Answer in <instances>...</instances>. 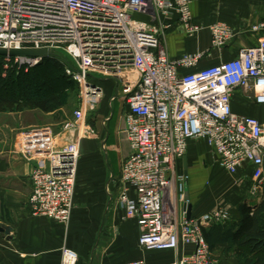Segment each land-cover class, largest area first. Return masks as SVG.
Masks as SVG:
<instances>
[{"label":"built area","instance_id":"obj_1","mask_svg":"<svg viewBox=\"0 0 264 264\" xmlns=\"http://www.w3.org/2000/svg\"><path fill=\"white\" fill-rule=\"evenodd\" d=\"M190 7L191 0H0V49H48L63 58L65 74L79 87L78 107L61 129L70 139L37 154L30 173L33 216L68 226L80 144L93 134L87 110L103 97L95 80L108 79L125 106L121 132L129 148L116 204L135 222L139 247L172 252L171 264H216L202 228L229 222L230 213L219 207L187 219V176L179 164L189 143L203 140L226 174L250 167L252 195L264 189V122L232 108L236 92L264 105V21L250 27L254 45L200 67L207 51L171 58L164 44L173 19L188 36L204 29L192 22ZM207 29L216 50L235 37L224 22ZM4 60L27 69L42 59ZM67 259L74 264L75 254L63 250V264Z\"/></svg>","mask_w":264,"mask_h":264},{"label":"crops","instance_id":"obj_2","mask_svg":"<svg viewBox=\"0 0 264 264\" xmlns=\"http://www.w3.org/2000/svg\"><path fill=\"white\" fill-rule=\"evenodd\" d=\"M190 9L192 22L201 25L204 29L196 35L188 36L176 19H173L171 29L165 33L164 44L171 58L207 51V55L200 62V67L233 59L241 49L254 45L258 38L250 31V27L264 21V0H191ZM216 22L226 23L235 32L234 39L222 50L210 48L207 27ZM95 84L103 92L100 108L106 106L108 111L104 124L112 121L115 114L119 118L112 130L114 142L108 147L109 155L115 156L114 162L106 152L108 131L105 140L101 143L107 171L112 174V171L116 170L114 207L112 208L109 203H101L103 200L101 195L104 194L100 163L102 157L96 160L94 156V159L90 157L89 160H82L78 164L74 208L67 227L33 216L28 198L31 194L30 173L38 161L37 154L64 146L70 136L63 133L61 127L60 134L49 128L48 125L51 123H48V120L52 119L56 112L44 114L37 110H27L18 114L5 113L3 118L0 116V226L10 229V232L8 234L0 232V264H63V250L75 254L74 264L134 262L171 264L173 262L172 252H148L139 247L138 228L135 222L125 220L123 212L116 204L121 164L129 153L125 140L121 142L118 139L125 106L116 97L115 86L111 80L102 78L95 80ZM232 108L240 115L254 117L264 122V105L258 106L250 102L242 92H236L234 95ZM62 109H60V126L64 120ZM18 115L25 118V123L22 122L20 125L23 132L22 135L19 133V137L14 133L19 130ZM42 115L46 123H37L35 118H41ZM85 144L86 142L81 141L80 147ZM198 147H205L208 155L202 154L203 158L208 156L207 163L212 162V165L218 167L215 154L203 140L189 143L186 158L179 164V171L186 172L187 175L186 186L193 219H199L212 210L206 203L207 198L204 193L209 182V174H215L203 167L200 168L204 166V161L197 159ZM117 152L121 153V159L116 156ZM233 182L240 192L239 195L244 198L239 204H246L254 209L264 199V189L255 195L250 193L252 180L249 166L240 168L234 175ZM107 183L108 181L105 180V187ZM234 218L230 219L229 223H236ZM212 226L210 224L204 228ZM188 251L189 249L184 248L182 250V252ZM210 252L216 264H240L231 254L227 244L217 245Z\"/></svg>","mask_w":264,"mask_h":264},{"label":"trees","instance_id":"obj_3","mask_svg":"<svg viewBox=\"0 0 264 264\" xmlns=\"http://www.w3.org/2000/svg\"><path fill=\"white\" fill-rule=\"evenodd\" d=\"M4 62V58L0 57V88L8 82L16 91H12L10 96L0 95L1 112L37 110L44 114H52L64 108L65 97L69 93L68 87H73L76 83L65 74V66L57 56L43 58L28 72L12 67V63L6 68ZM39 73L41 83H44V78L52 73L59 85L57 87L49 85L46 93L34 95L30 91L32 80L29 78ZM61 79L64 82L62 85ZM21 88L26 91L22 93ZM234 219L236 221L234 224L227 222L202 228L209 251L217 245L227 244L231 254L240 264H264V199L254 209L246 204H239Z\"/></svg>","mask_w":264,"mask_h":264},{"label":"rangeland","instance_id":"obj_4","mask_svg":"<svg viewBox=\"0 0 264 264\" xmlns=\"http://www.w3.org/2000/svg\"><path fill=\"white\" fill-rule=\"evenodd\" d=\"M57 58L59 59V61L62 64H64V60L62 57L57 56ZM4 63H5L4 66L6 68L10 67V65H8L9 63H6V62H4ZM13 66L17 69H22L25 72H28L29 70H31V68H33V67H31V68L26 69V67H24V66L12 65V67ZM39 78H41L40 73H39V75H33V76H30V78H29L32 80L30 91L34 95H42V94L46 93L48 91L49 85L50 86L52 85L53 87H57L59 85L58 81H56V77H54V74H52V73L49 74L47 76V78H44V80H43L44 83H41L42 81L39 80ZM62 83H64L63 79H61L60 85H62ZM68 89H69V91H68L69 93L65 97V106L62 109L63 110L62 114L64 116V120L61 123V126H60V110L57 111L53 115L52 119L48 120L49 121L48 123H51V125L50 124L48 125L49 128H51L57 134H60V127L62 129V124L64 123V121H66L67 119H69L72 116L73 111L78 107V103H79V87H78V85L76 84L73 87L69 86ZM12 91H16V88L11 86V84H9L8 82H6L0 88V95L10 96L12 94ZM20 91L22 93H24V91H26V90L21 88ZM101 102H102L101 100H98L96 103H90L89 104V107L87 110V125L92 129L93 134L89 139H82V143L86 142V144L82 145V147H80L79 163L82 160H89L90 157L93 158L95 156L96 160L98 158L102 157V159H101L102 161L99 159L101 166H102V172H103L102 173V193L104 191V194L101 195V198H103L101 203L102 204L109 203V205H111V207L113 208L114 207L113 203L115 201V192H116L114 182L117 179V175L115 174L116 170H113L112 174H110L107 171L106 166L104 164V158H103V155H105V154H104V152L101 151V143L103 140H105L106 135H107L106 131H108V134H109L108 143H105L106 152L108 154V157H110L111 160H113V162H114L115 156L109 155L110 153H109L108 147L114 142L115 137H114V133L112 132V130H113L114 126H116L117 120L119 118H118V115L115 114L113 116L112 121H110L107 124H104V120L107 118L108 111H107L106 106H104L102 109L100 108ZM22 112H24V111H19V110L13 111V112H1L0 111V116H2V118H3L4 117L3 114H5V113H11V114L17 113L18 114V113H22ZM19 115L17 117V120H18L17 121V127H19V130L18 131L16 130L17 132L14 131V133H16L18 137L20 136V134L22 135V132H23V130H21L20 125L22 124V122L25 123L24 122L25 118H23V117L21 118V117H19ZM42 116H41V118H35V121H37V123H40V124L46 123V120L44 119L45 117L44 116L42 117ZM19 118H21V119H19ZM118 139L121 142H123L125 140V138L121 132V128H120V131L118 134ZM205 147H203V148L198 147L199 152H197V154H198L197 159H199V160L203 159V161H204V166H200V168L203 167V169L209 170L210 173H215V174H209L210 175L209 182L206 184V187H205L206 190H205L204 196L207 198L206 203L211 206V209H215V208H219V207L227 209L230 213V219H232L235 217L236 207L238 206V204L240 202H242L244 200V198H242L239 195L240 192L237 190L235 182H233L234 176L227 175L223 170L218 168L216 165L215 166L212 165V162L210 164L207 163L208 162L207 161L208 156H205L206 157L205 159L203 158L202 154L208 155L206 153L207 151H205V149H206ZM97 156H99V157H97ZM116 156L118 157V159H121V157H122L120 152H117ZM108 162H107V164H109ZM105 180L108 181V183L106 184V187L104 186ZM241 199H242V201H241Z\"/></svg>","mask_w":264,"mask_h":264},{"label":"water","instance_id":"obj_5","mask_svg":"<svg viewBox=\"0 0 264 264\" xmlns=\"http://www.w3.org/2000/svg\"><path fill=\"white\" fill-rule=\"evenodd\" d=\"M53 54L48 49H39V50H1L0 49V57L3 58H29V59H35V58H47L51 57ZM186 175V172L184 173ZM187 176V175H186ZM186 200L189 201L188 193L186 192ZM184 209L186 210L187 219H190L191 217V204L188 202L187 205H185ZM0 232H5L8 234L10 232V229H4L2 226H0Z\"/></svg>","mask_w":264,"mask_h":264},{"label":"bare ground","instance_id":"obj_6","mask_svg":"<svg viewBox=\"0 0 264 264\" xmlns=\"http://www.w3.org/2000/svg\"><path fill=\"white\" fill-rule=\"evenodd\" d=\"M66 264H72V260L67 259Z\"/></svg>","mask_w":264,"mask_h":264}]
</instances>
